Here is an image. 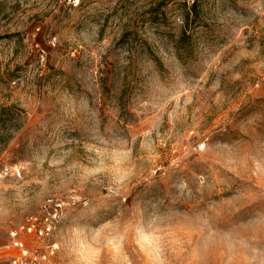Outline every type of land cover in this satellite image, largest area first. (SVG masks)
<instances>
[{
  "label": "rangeland",
  "instance_id": "rangeland-1",
  "mask_svg": "<svg viewBox=\"0 0 264 264\" xmlns=\"http://www.w3.org/2000/svg\"><path fill=\"white\" fill-rule=\"evenodd\" d=\"M2 166L0 244L264 264V0H0Z\"/></svg>",
  "mask_w": 264,
  "mask_h": 264
},
{
  "label": "built area",
  "instance_id": "built-area-1",
  "mask_svg": "<svg viewBox=\"0 0 264 264\" xmlns=\"http://www.w3.org/2000/svg\"><path fill=\"white\" fill-rule=\"evenodd\" d=\"M7 171V167H0L1 173H6ZM59 207L60 203L58 201H53L51 198H47L41 204V218L30 217L17 228L8 229V242L0 244V264H62L49 259L57 246L56 242L49 240L48 237L59 215ZM20 231L33 233L37 237L46 239V242L43 244V251H27L18 237ZM6 246L18 249L19 253L7 254L3 248Z\"/></svg>",
  "mask_w": 264,
  "mask_h": 264
},
{
  "label": "bare ground",
  "instance_id": "bare-ground-1",
  "mask_svg": "<svg viewBox=\"0 0 264 264\" xmlns=\"http://www.w3.org/2000/svg\"><path fill=\"white\" fill-rule=\"evenodd\" d=\"M215 250V248L210 247L204 251V255H209L211 251ZM214 259H217V255H215Z\"/></svg>",
  "mask_w": 264,
  "mask_h": 264
},
{
  "label": "trees",
  "instance_id": "trees-1",
  "mask_svg": "<svg viewBox=\"0 0 264 264\" xmlns=\"http://www.w3.org/2000/svg\"><path fill=\"white\" fill-rule=\"evenodd\" d=\"M194 1H195V0H192V3H194ZM191 5H193V4H191Z\"/></svg>",
  "mask_w": 264,
  "mask_h": 264
}]
</instances>
